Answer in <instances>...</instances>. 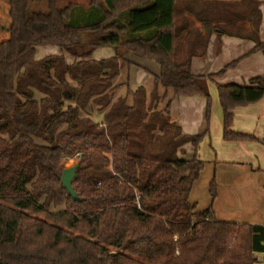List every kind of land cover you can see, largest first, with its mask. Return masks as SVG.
<instances>
[{
	"label": "trees",
	"instance_id": "trees-1",
	"mask_svg": "<svg viewBox=\"0 0 264 264\" xmlns=\"http://www.w3.org/2000/svg\"><path fill=\"white\" fill-rule=\"evenodd\" d=\"M31 2L0 0V264L258 262L264 224L221 221L212 205L190 202L209 128L184 135L171 103L204 97L210 124L209 83L240 59L208 76L192 73V59L206 55L213 34L254 40L264 55L262 1L90 0L95 19L84 24L71 3L48 0V12L29 13ZM47 46L75 61L37 59ZM103 47L115 56L94 59ZM128 54L160 66L147 87L130 89ZM217 90L224 140L264 143L233 130L234 111L264 97V76ZM187 143L191 159L180 155ZM76 156L79 200L61 183Z\"/></svg>",
	"mask_w": 264,
	"mask_h": 264
},
{
	"label": "crops",
	"instance_id": "crops-1",
	"mask_svg": "<svg viewBox=\"0 0 264 264\" xmlns=\"http://www.w3.org/2000/svg\"><path fill=\"white\" fill-rule=\"evenodd\" d=\"M260 1L263 18L258 34L264 42V0ZM255 46L256 42L251 39L229 35L218 37L213 34L206 55L193 57L192 73L205 76L215 74L240 59L235 68L209 83L213 102L209 125L204 97L180 96L175 97L171 103L172 121L181 126L184 135H200L209 128L198 150V156L206 164L194 183L190 202L196 204L197 210L212 205L216 218L221 221L264 224V143L224 140L223 112L217 90V85H250L252 78L264 76V55L262 51H254ZM42 52L43 56L63 53L55 46L43 47ZM114 56L115 50L112 47L99 48L93 53L96 60ZM126 57L133 62L129 70V86L132 91L141 86L147 87L152 77L160 74V66L156 62L133 54ZM65 58L69 64L75 61L67 53ZM233 130L264 140V97L255 104L234 111ZM194 154L195 148L191 143L185 144L180 151L183 158L191 159ZM213 179L217 184L215 198L210 194ZM258 259L255 264H264V254H258Z\"/></svg>",
	"mask_w": 264,
	"mask_h": 264
},
{
	"label": "rangeland",
	"instance_id": "rangeland-1",
	"mask_svg": "<svg viewBox=\"0 0 264 264\" xmlns=\"http://www.w3.org/2000/svg\"><path fill=\"white\" fill-rule=\"evenodd\" d=\"M89 2L90 0H56V4L58 7L62 8L67 6L69 3L72 4V6H75V12H74V16L75 21L77 22V24H84L86 22H90L92 20H94L95 18L93 17H88L90 11L93 12V9L91 7H89ZM48 12V0H32L29 8H28V12L29 13H33V12ZM42 48L40 47L37 50V55L36 58H43V52H42ZM40 51V52H39ZM64 53V52H63ZM53 55V54H50ZM64 55H66V53H64ZM69 55V54H67ZM48 56V55H46ZM70 56V55H69ZM124 79V74L117 80V83L122 82ZM124 90L120 89L118 91V94L123 93ZM78 161V157H74L71 158L67 161V163L65 164L66 167H71L72 165L76 164Z\"/></svg>",
	"mask_w": 264,
	"mask_h": 264
},
{
	"label": "water",
	"instance_id": "water-1",
	"mask_svg": "<svg viewBox=\"0 0 264 264\" xmlns=\"http://www.w3.org/2000/svg\"><path fill=\"white\" fill-rule=\"evenodd\" d=\"M78 164H74L71 167H66L61 175V183L68 191V194L74 199L79 200L78 193L73 186V180L76 177Z\"/></svg>",
	"mask_w": 264,
	"mask_h": 264
}]
</instances>
